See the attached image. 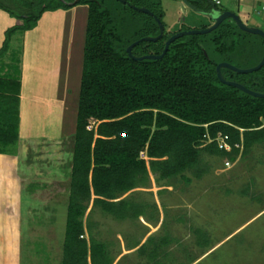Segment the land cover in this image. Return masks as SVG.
I'll return each mask as SVG.
<instances>
[{
  "label": "trees",
  "instance_id": "obj_1",
  "mask_svg": "<svg viewBox=\"0 0 264 264\" xmlns=\"http://www.w3.org/2000/svg\"><path fill=\"white\" fill-rule=\"evenodd\" d=\"M112 1L117 4L109 0H0V10L20 20L5 30L0 60L8 53L13 36L34 29L45 11L87 6L59 264L113 263L109 246L96 239L84 222L90 203L115 220H136L148 216L152 207L136 200L133 191L148 185L149 173L156 183L167 180L174 185L171 181L184 179L187 172L196 179L207 172L204 154L233 162L256 146L264 147V98L222 83L216 73L218 63L234 66L233 60L245 54L249 59L256 57L250 67L256 66L264 53L261 36L244 32L226 19L209 33L175 39L161 58L134 60L127 53L129 45L139 41L131 50L134 56L159 55L174 33L165 32L161 16L150 8L146 7L153 15L146 14V20L145 13L133 8L143 5L134 0ZM187 1L196 8L206 6L202 0ZM154 16L163 25V34L155 42L142 40L159 34ZM221 73L228 81L241 75L227 68ZM242 75L246 77L240 84L264 93V65ZM20 91L19 76L0 73V154L19 138ZM219 133L228 136L230 151L207 142V137ZM192 231L198 246H209L206 232ZM171 241L168 235L158 239L151 235L136 252L149 264H161L157 259Z\"/></svg>",
  "mask_w": 264,
  "mask_h": 264
},
{
  "label": "rangeland",
  "instance_id": "obj_2",
  "mask_svg": "<svg viewBox=\"0 0 264 264\" xmlns=\"http://www.w3.org/2000/svg\"><path fill=\"white\" fill-rule=\"evenodd\" d=\"M219 1L218 8L237 14L247 26L264 30V0ZM245 1L253 5L242 6ZM134 2L143 5L137 8L148 7L160 15L165 32L198 30L211 23L183 0ZM86 8L85 4H76L45 11L31 32H17L13 36L8 53L0 60V73L19 76L23 85L31 84L33 92L46 84L58 88L67 78L74 82L72 95L66 97L65 116L51 111L50 120L36 116L28 119L21 108L20 117L22 113L25 124L31 123L32 127L23 125L18 140L5 154H0V264L60 262L75 117L72 109L74 97L77 99L81 62L80 53L77 59L75 52L81 48L85 34ZM0 14L3 41L5 30L20 20L2 10ZM146 14L143 17L148 20ZM256 60L245 54L235 58L233 64L246 69ZM244 77L237 75L234 82H244ZM26 88L23 87L25 91ZM58 94L64 98L62 93ZM24 96L29 93L26 91ZM53 100L31 103L42 111L48 106L62 107ZM225 161L204 154L203 164L210 169L202 179L196 180L187 172L184 179L171 181L174 186L169 193L160 191L155 195L161 187L154 184V176L150 175L147 188H137L134 197L142 202L160 203L159 217L156 210L148 211L158 220L157 224L149 223L146 216L115 220L91 205L84 222L96 239L109 246L114 257L112 264H149L146 257L138 256L137 247H131L142 244L151 235L157 239L168 235L172 239L157 259L161 264H187L191 259L192 264H264V147H254L246 157L238 156L227 166ZM192 228L207 233L208 247L196 244L198 238Z\"/></svg>",
  "mask_w": 264,
  "mask_h": 264
},
{
  "label": "crops",
  "instance_id": "obj_3",
  "mask_svg": "<svg viewBox=\"0 0 264 264\" xmlns=\"http://www.w3.org/2000/svg\"><path fill=\"white\" fill-rule=\"evenodd\" d=\"M240 1V0H239ZM254 1V0H253ZM241 2V1H240ZM243 5L242 6H245V7H251L253 4H252V2L251 1H245V2H243L242 3ZM2 17V15L0 14V18ZM86 20H87V8H86V13H85V23H86ZM39 22V21H38ZM38 24V23H37ZM37 26V25H36ZM86 26V25H85ZM33 30V29H32ZM26 32H31V30H29V31H26ZM84 33H85V27H84ZM84 36H85V34L84 35H82V37H81V42H80V46H81V48L79 49V50H77L76 52H75V55H76V58L78 59L79 58V53H80V60H81V62H80V68H79V70H78V79H77V87H78V91H77V99H75V97H74V100H75V108L74 109H72V113L74 112V114H75V117H76V111L75 110H77V102H78V93H79V83H80V74H81V65H82V49H83V44H84ZM0 38H1V36H0ZM1 40V39H0ZM0 44L2 45V41H0ZM1 47V46H0ZM73 57V56H72ZM75 57H74V60L76 59ZM76 59V60H77ZM75 60V61H76ZM77 62V61H76ZM26 78V77H25ZM22 80H24L23 79V77H22ZM26 82H27V79H26ZM28 83V82H27ZM73 83L74 82H72V80H68V78L66 79V82H65V84L64 85H61V84H59V86L60 87H56L54 84H53V86L52 87H48V85L46 84V85H43V86H38V88H40V89H35V92H33V90H32V88L33 87H30V85H27V84H24L23 85V82L21 81V91H20V106H19V111H20V109H21V111H23V112H25L26 114H25V118H28V119H31V118H33L34 116H36L37 118H45L44 119V121H46V120H50L51 118H48V116H49V114H50V112L51 111H53V113H55L56 112V115H57V113L58 114H62L61 116H65V113L64 112H66L65 110L67 109L65 106H66V97H68L70 94L72 95V92L70 91L71 90V87H73ZM34 84V83H33ZM34 86V85H33ZM23 87L25 88V87H27L26 88V91H27V93H29V96H27V97H29V98H27L26 96H24L25 94H26V91L23 89ZM24 91H25V94H24ZM60 91V92H59ZM58 93H62L63 95H64V98H59V94ZM32 97H34L35 99L33 100V98ZM54 98V100L53 101H57V102H60V104H63V105H61L62 107L61 108H58L57 106H53V107H44L43 108V111L42 110H40L39 108H36L35 106H33V104L31 103V100H32V102H34V101H39V102H46L47 100H49V101H52V99ZM26 99H29L28 101H30L28 104L29 105H24V103L25 102H28ZM24 100H26V101H24ZM66 108V109H65ZM61 109V110H60ZM33 110H34V114H32L33 113ZM60 111H61V113H60ZM19 116H20V112H19ZM52 117V116H51ZM75 117H74V119H73V133H74V126H75ZM48 118V119H47ZM52 118H54V116L52 117ZM66 118V117H65ZM25 120L22 118V113H21V117H20V121H19V137H20V135H21V133H22V127H32V125H31V123L29 124V125H27V124H25ZM24 125V126H23ZM31 130V129H30ZM34 131V130H33ZM145 155V154H144ZM209 157H213V156H209ZM144 160H146V161H148V158L145 156V157H142ZM258 162V161H257ZM210 169V167L208 168V170ZM208 170H207V172H208ZM206 172V173H207ZM205 173V174H206ZM230 173V172H229ZM233 174V173H232ZM150 175H152V176H154L152 173H149V180H150ZM202 179V177L201 178H199V179H196V180H201ZM154 184L156 185V181H155V177H154ZM159 185L158 186H160L161 188L160 189H158V192H156L155 193V195H157V193H160V191H165V193H169L170 191H171V187L172 186H174V185H170V183L167 181V180H162V181H160L159 183H158ZM148 185H149V183H148ZM147 185V186H148ZM147 186L146 187H138V188H147ZM137 188H135L133 191L135 192V190H136ZM129 193H127V195H128ZM244 195H247L248 193H243ZM126 194L124 195V196H122V197H125V196H127ZM147 203V202H146ZM164 203V202H163ZM150 205H152V207L151 208H149V209H154V210H156L157 211V213H158V217H159V214H160V212H161V205H160V203H157L156 201H154V202H152V203H149ZM165 204V203H164ZM90 205H91V208H92V204L90 203ZM89 205V206H90ZM163 206V205H162ZM165 206H166V204H165ZM167 207V206H166ZM89 208V207H88ZM88 210V209H87ZM101 211V210H100ZM259 213V212H258ZM151 216V218H148V217H150ZM143 217H145V216H143ZM142 216L141 217H139L138 219H140V218H143ZM147 217V220H148V222L149 223H151V222H153L154 224H157V222H158V220L156 219V218H152V215H149V213H148V216H146ZM138 219H136V220H138ZM122 221H124V220H122ZM152 224V223H151ZM85 235H86V237L88 236V233L86 232L85 233ZM148 238V237H147ZM145 242V241H144ZM143 242V243H144ZM142 243V244H143ZM141 244L140 243H138V245L136 246L137 248L140 246ZM134 246V245H133ZM132 246V247H133ZM136 247H134V248H136Z\"/></svg>",
  "mask_w": 264,
  "mask_h": 264
},
{
  "label": "water",
  "instance_id": "obj_4",
  "mask_svg": "<svg viewBox=\"0 0 264 264\" xmlns=\"http://www.w3.org/2000/svg\"><path fill=\"white\" fill-rule=\"evenodd\" d=\"M77 1V0H76ZM184 3L191 7L193 10L197 11L199 14H201L202 16H204L205 18L209 19L212 24L206 28H203V29H198V30H188V31H182V32H178L176 34H173L171 37H169L166 42H165V45H164V48H163V51L161 54L159 55H143V56H134L132 55L131 53V50L132 48L138 44L139 41H136L134 43H132L131 45H129L127 47V53L130 57H132L134 60H141V59H158V58H161L168 46L170 45L171 42H173L175 39L181 37V36H184V35H202V34H206V33H209L211 32L212 30L216 29L220 23H222L224 20H229V21H233L237 27L244 31V32H248V33H251V34H256V35H259L261 36L263 39H264V31L258 27H255V26H247L241 19L240 17L231 12V11H228V10H218L214 3L211 1V0H207L210 5L212 6L209 10L207 11H204V10H201V9H198V8H195L194 6H192L187 0H183ZM124 2V1H123ZM134 9L140 11V12H144V13H147V14H151L153 15L149 9L145 8V7H142V8H137V7H134ZM155 20L157 21V23L159 24V34L157 36H147V37H144L142 40H145V41H151V42H155L157 41L158 39L161 38L162 34H163V25L160 23V20L154 16ZM262 65H264V53H263V56L260 60V62L254 66V67H251V68H246V69H241V68H238V67H235L227 62H220L216 65V73H217V77L218 79L224 83V84H227V85H230V86H233L235 88H238L239 90L249 94V95H252L254 97H258V98H264V93H257V92H254L248 88H246L244 85L240 84V83H237V82H234V81H228L226 80L222 73H221V69L222 68H227V69H230L232 71H235L239 74H246V73H251L253 71H256L258 70Z\"/></svg>",
  "mask_w": 264,
  "mask_h": 264
},
{
  "label": "built area",
  "instance_id": "obj_5",
  "mask_svg": "<svg viewBox=\"0 0 264 264\" xmlns=\"http://www.w3.org/2000/svg\"><path fill=\"white\" fill-rule=\"evenodd\" d=\"M215 5H218L220 4V1L219 0H211ZM228 136L227 135H222V134H217L216 137L214 138H210V137H207V142H216L217 144V147L219 149H223V150H226V151H230L231 150V145L228 143ZM235 147H239L240 148V145L238 144H235ZM141 157H145L144 153H141L140 155ZM230 161L226 160L224 162L225 166L229 165Z\"/></svg>",
  "mask_w": 264,
  "mask_h": 264
},
{
  "label": "flooded vegetation",
  "instance_id": "obj_6",
  "mask_svg": "<svg viewBox=\"0 0 264 264\" xmlns=\"http://www.w3.org/2000/svg\"><path fill=\"white\" fill-rule=\"evenodd\" d=\"M204 2V4H206V6L202 7V8H198V9H201V10H204V11H207L209 10L212 6L210 5V3L207 1V0H202ZM216 7V6H215ZM196 8V7H195ZM212 24V22L210 23V25ZM209 25V26H210Z\"/></svg>",
  "mask_w": 264,
  "mask_h": 264
},
{
  "label": "clouds",
  "instance_id": "obj_7",
  "mask_svg": "<svg viewBox=\"0 0 264 264\" xmlns=\"http://www.w3.org/2000/svg\"><path fill=\"white\" fill-rule=\"evenodd\" d=\"M215 5V4H214Z\"/></svg>",
  "mask_w": 264,
  "mask_h": 264
}]
</instances>
